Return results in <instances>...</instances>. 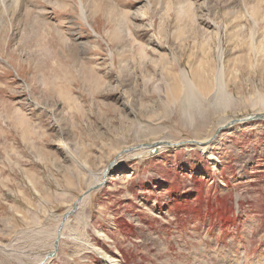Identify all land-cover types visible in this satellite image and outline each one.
<instances>
[{"label": "rangeland", "instance_id": "374dc122", "mask_svg": "<svg viewBox=\"0 0 264 264\" xmlns=\"http://www.w3.org/2000/svg\"><path fill=\"white\" fill-rule=\"evenodd\" d=\"M10 2L0 264H264V0Z\"/></svg>", "mask_w": 264, "mask_h": 264}, {"label": "bare ground", "instance_id": "6f19581e", "mask_svg": "<svg viewBox=\"0 0 264 264\" xmlns=\"http://www.w3.org/2000/svg\"><path fill=\"white\" fill-rule=\"evenodd\" d=\"M0 2L4 5V11L2 12V13H4V16L6 15L5 14V12L7 13V14H12V12H13V10H10L9 9V7L11 6V2H10V0H0ZM13 4V3H12ZM8 15V16H9ZM7 16V15H6ZM6 18H8V17H6ZM9 18H11V17H9ZM8 18V19H9ZM2 28V24L0 23V29ZM36 39H38V37H36ZM144 68V67H143ZM196 79L198 80V85L199 86H203V80H200V78L198 77V76H196ZM178 82V81H177ZM179 84H180V86L182 87V85H181V83L180 82H178ZM82 85V84H81ZM171 94H172V96L174 95L175 96V98H174V100H178L179 99V94H182V90H181V88L180 87H178L176 84H173V87H172V92H171ZM178 98V99H177ZM246 119V118H245ZM233 122V121H232ZM231 124H233V123H231ZM230 124V125H231ZM205 143H207V141H205L204 143L203 142H201L200 143V141L197 143V144H205ZM160 145V143L158 142V143H155L154 144V146H152L151 148H152V151L151 152H153L155 149H157L158 147V145ZM156 145V146H155ZM162 146V145H161ZM145 147V146H144ZM147 147H150V146H147ZM133 149H135V150H137L138 148H133ZM202 150H206V148H203ZM151 154H153V153H150V155ZM104 171V170H103ZM101 172V174L97 177V180H96V184L94 185V186H92L90 189H89V191L90 190H92V189H94L95 187H97V186H101L103 183H104V181L107 179V169H105V171L104 172ZM97 185V186H96ZM89 191H87V192H89ZM66 221V220H65ZM98 235H101V234H98ZM87 246V248L89 249V250H92V251H97V249L95 248V247H92L91 245H89V243H88V245H86ZM104 258V260H105V262H106V264H117L116 263V261L115 260H113V259H110V258H108V257H106V256H104L103 257ZM42 260L43 259H41L40 261H38L39 263H37V264H40L41 262H42ZM46 262V261H45ZM43 263V264H46V263Z\"/></svg>", "mask_w": 264, "mask_h": 264}, {"label": "water", "instance_id": "95a60500", "mask_svg": "<svg viewBox=\"0 0 264 264\" xmlns=\"http://www.w3.org/2000/svg\"><path fill=\"white\" fill-rule=\"evenodd\" d=\"M260 119H264V116L256 115V116H252V117H247L246 119L235 120V121H233L232 123H233V124H235V123H243V122H246V121H253V120H260ZM191 143L194 144V142H191ZM197 143H198V142H195V144H197ZM164 144L166 145L167 143H164ZM164 144H163V145H164ZM205 144H206V143H205ZM197 145H203V144H197ZM153 146H154V145H153ZM155 146H156V145H155ZM110 166H112V163L107 167V171H108V169L110 168ZM97 188H99V186L95 187V188L92 189V190H95V189H97ZM92 190H90V191L87 192L86 194H89ZM86 194H85V195H86ZM81 200H82V197L80 196V197L76 200V202L74 203V207H73L72 211L69 212V213H66V214L63 216L62 221H61V224H60V226H59L58 229H57V237H56V239H55V241H54V248H53V251L50 252V253H48V254H46V255L44 256V258H43V260H42V262H41L40 264H43V263H44L45 261H47L49 258H51V257L54 256L55 252L57 251V247H58L57 243H58V241H59V239H60L59 232H60V230H61V227H62L63 223L65 222L66 218H68V217L71 215V213H72L73 210L75 209L76 205H78L79 202H80Z\"/></svg>", "mask_w": 264, "mask_h": 264}, {"label": "crops", "instance_id": "0c3cea01", "mask_svg": "<svg viewBox=\"0 0 264 264\" xmlns=\"http://www.w3.org/2000/svg\"><path fill=\"white\" fill-rule=\"evenodd\" d=\"M81 179V178H80ZM83 183H85L84 181H83ZM94 179L92 180V185L91 186H89V188L88 189H90L94 184ZM64 186H65V189L68 191V192H70L72 195H74L75 194V186H73L72 185V183L71 182H68V181H66V183L64 184ZM81 186H83V184L81 185ZM81 186H80V188H81ZM87 189V190H88ZM74 193V194H73ZM84 193V192H83ZM82 193V194H83ZM27 216L25 215V216H23V215H21V218L22 219H24V220H26V221H28V218H26ZM38 218V217H37ZM58 223H56V225H57ZM63 248H61V249H59V251H61Z\"/></svg>", "mask_w": 264, "mask_h": 264}]
</instances>
